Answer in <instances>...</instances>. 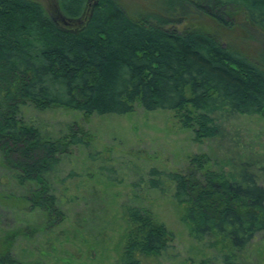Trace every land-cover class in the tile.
<instances>
[{"label":"trees","instance_id":"obj_1","mask_svg":"<svg viewBox=\"0 0 264 264\" xmlns=\"http://www.w3.org/2000/svg\"><path fill=\"white\" fill-rule=\"evenodd\" d=\"M184 3L217 27L244 23L264 34V0L178 1ZM58 5L66 24L37 1L0 0V159L18 185H28L26 198L43 215L44 229L63 217L45 175L58 163L62 147L83 139L76 133L43 136L21 119L20 104L84 115H124L136 105L168 110L196 138L217 140L225 130L213 117L216 112L264 110L263 53L257 60L229 47L214 31L181 29L185 16L178 13L132 18L116 0H58ZM203 160L194 159L204 169L200 181L176 171L162 174L172 184V201L186 206L181 220L189 236L210 239L208 248L226 241L231 251L221 254L222 264H237L231 257L264 234V186L248 162L217 172L204 168ZM154 184L150 180L151 188ZM126 214L133 226L125 234L120 264H148L168 249L173 234L149 210L129 208ZM21 230L3 233L0 264H42L14 256L12 244Z\"/></svg>","mask_w":264,"mask_h":264},{"label":"rangeland","instance_id":"obj_2","mask_svg":"<svg viewBox=\"0 0 264 264\" xmlns=\"http://www.w3.org/2000/svg\"><path fill=\"white\" fill-rule=\"evenodd\" d=\"M34 1L55 21L61 20L58 0ZM178 1L116 0L132 18L178 13L185 16L178 25L181 29L196 26L214 31L229 47L257 60L264 54V34L258 29L244 23L217 27ZM19 116L43 136L56 139L76 133L83 143L62 147L58 163L45 175L63 213L62 221L47 229L43 215L26 198L28 185H18L0 159V248L5 231L22 229L24 233L12 244L18 259L42 264H120L125 234L133 226L126 211L145 208L173 234L168 249L149 258L148 264H222L221 254L231 248L226 241L224 246L217 243L208 248L210 239L196 241L189 236L181 220L186 206L172 201V184L162 173L176 171L200 181L204 169L194 163L195 158L204 157V168L217 172L227 171L230 163L248 162L264 186V110L256 115L216 112L213 117L225 130L220 140L196 138L191 129L180 126L175 112L145 111L137 105L124 115H84L57 106L41 110L25 102L20 104ZM150 180H156V188L150 187ZM232 261L264 264V234H257Z\"/></svg>","mask_w":264,"mask_h":264},{"label":"water","instance_id":"obj_3","mask_svg":"<svg viewBox=\"0 0 264 264\" xmlns=\"http://www.w3.org/2000/svg\"><path fill=\"white\" fill-rule=\"evenodd\" d=\"M60 21L63 22V23H65V24L67 23V21H65V19L63 17H61V20Z\"/></svg>","mask_w":264,"mask_h":264}]
</instances>
